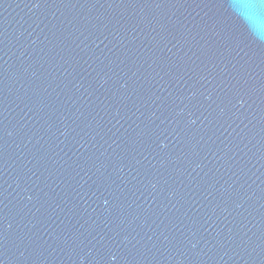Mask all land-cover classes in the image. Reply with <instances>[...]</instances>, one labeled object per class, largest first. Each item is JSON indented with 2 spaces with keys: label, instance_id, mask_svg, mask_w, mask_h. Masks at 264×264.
<instances>
[{
  "label": "water",
  "instance_id": "95a60500",
  "mask_svg": "<svg viewBox=\"0 0 264 264\" xmlns=\"http://www.w3.org/2000/svg\"><path fill=\"white\" fill-rule=\"evenodd\" d=\"M0 264H264V0H0Z\"/></svg>",
  "mask_w": 264,
  "mask_h": 264
}]
</instances>
